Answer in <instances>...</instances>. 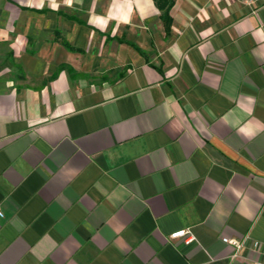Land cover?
<instances>
[{
	"label": "crops",
	"instance_id": "0c3cea01",
	"mask_svg": "<svg viewBox=\"0 0 264 264\" xmlns=\"http://www.w3.org/2000/svg\"><path fill=\"white\" fill-rule=\"evenodd\" d=\"M0 212V264L264 263V0H0Z\"/></svg>",
	"mask_w": 264,
	"mask_h": 264
},
{
	"label": "built area",
	"instance_id": "2783aa9c",
	"mask_svg": "<svg viewBox=\"0 0 264 264\" xmlns=\"http://www.w3.org/2000/svg\"><path fill=\"white\" fill-rule=\"evenodd\" d=\"M238 3L242 4V5H247L250 6L252 5L256 0H235ZM0 217H2V213L0 212ZM188 234L187 230H182V231H178L176 233H173L169 236L170 239H176V238H180V237H184ZM192 240L188 239L187 243H190ZM223 243H227V244H231L233 245L236 249L241 248L244 245V241H236V240H229V239H222ZM254 247L258 246V243H253ZM260 264H264V263H260Z\"/></svg>",
	"mask_w": 264,
	"mask_h": 264
}]
</instances>
